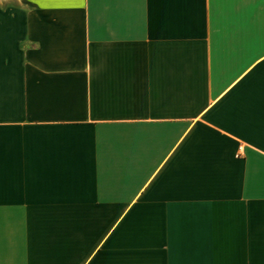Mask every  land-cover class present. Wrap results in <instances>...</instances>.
Segmentation results:
<instances>
[{"label": "crops", "instance_id": "obj_1", "mask_svg": "<svg viewBox=\"0 0 264 264\" xmlns=\"http://www.w3.org/2000/svg\"><path fill=\"white\" fill-rule=\"evenodd\" d=\"M0 264H264V0H0Z\"/></svg>", "mask_w": 264, "mask_h": 264}, {"label": "snow or ice", "instance_id": "obj_2", "mask_svg": "<svg viewBox=\"0 0 264 264\" xmlns=\"http://www.w3.org/2000/svg\"><path fill=\"white\" fill-rule=\"evenodd\" d=\"M83 5H81V7H82Z\"/></svg>", "mask_w": 264, "mask_h": 264}]
</instances>
